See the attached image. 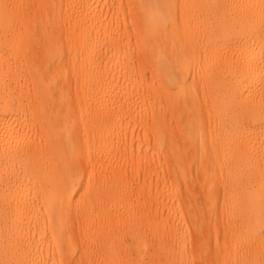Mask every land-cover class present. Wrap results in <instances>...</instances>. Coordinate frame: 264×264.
I'll list each match as a JSON object with an SVG mask.
<instances>
[{"label":"bare ground","instance_id":"6f19581e","mask_svg":"<svg viewBox=\"0 0 264 264\" xmlns=\"http://www.w3.org/2000/svg\"><path fill=\"white\" fill-rule=\"evenodd\" d=\"M0 264H264V0H0Z\"/></svg>","mask_w":264,"mask_h":264},{"label":"rangeland","instance_id":"374dc122","mask_svg":"<svg viewBox=\"0 0 264 264\" xmlns=\"http://www.w3.org/2000/svg\"><path fill=\"white\" fill-rule=\"evenodd\" d=\"M126 1V0H122ZM148 78L150 77V74L147 73L146 75ZM78 92V87L74 86L73 92ZM144 152V149H143ZM166 167L164 164H156V167H154L152 170H150V173L146 174H134L128 179L127 187L133 186L136 194L139 195V193H142L139 198L136 200H139L137 209L132 211V214L135 215H144L146 212L151 209V204L153 205V199L154 194L156 192H161L163 188H167L170 186L169 184V178L166 174ZM145 196H144V195ZM161 202L172 203L174 202L176 205L178 202H176L175 198L167 197L164 195L160 196ZM182 205V203H181ZM159 216H164V218H167L168 211L167 210H160ZM233 234V238H239L240 234V227L236 224L235 226H229L228 224H220L218 226V231L214 233L213 231H209L207 234V249L210 252V259L214 260L218 257L223 258H231L236 257V261L238 260V257L242 255L241 248L237 245H227L224 243V239H229L230 236ZM241 237V236H240ZM197 248V243L193 241L191 245L187 246L188 251H193V249Z\"/></svg>","mask_w":264,"mask_h":264}]
</instances>
